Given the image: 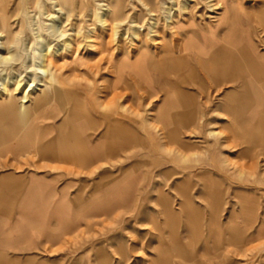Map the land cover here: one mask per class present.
<instances>
[{
  "label": "rangeland",
  "instance_id": "374dc122",
  "mask_svg": "<svg viewBox=\"0 0 264 264\" xmlns=\"http://www.w3.org/2000/svg\"><path fill=\"white\" fill-rule=\"evenodd\" d=\"M41 1L70 34L63 37L70 46L42 32L58 85L42 96L33 85L24 105L32 116L52 106L60 113L37 120L52 129L42 139V156L14 158L5 146L15 134L1 143L0 264H156L164 257L160 264H264V130L256 122V134L243 135L240 120L250 113L224 103L238 91V106L257 105L255 122L264 115L263 93L247 100L241 79L211 83L204 68L209 54L200 60L189 51L175 73L164 71L160 60L164 50L179 56L178 44L189 32L205 45L210 32L221 38L229 14L264 54V0H70L74 11L59 1L70 12L66 21L53 0ZM107 2L114 13L102 26L94 13L106 12L100 4ZM18 6L19 0H0V31L6 17L20 40L11 46L9 35L0 37L20 55L0 66V81L9 88V94L0 90V106L15 110L1 111V136L21 127L15 122L31 75L25 65L39 49L25 27L18 32L26 23ZM40 18L42 26L50 22ZM222 49L217 45L215 54ZM140 51L154 57L145 63L149 81L128 69L119 77L117 62L135 64ZM175 89L191 97L187 106L178 108ZM69 109L77 111L79 136L91 156L86 164L55 144L54 153L47 149ZM105 115L122 133L111 144L104 143Z\"/></svg>",
  "mask_w": 264,
  "mask_h": 264
},
{
  "label": "bare ground",
  "instance_id": "6f19581e",
  "mask_svg": "<svg viewBox=\"0 0 264 264\" xmlns=\"http://www.w3.org/2000/svg\"><path fill=\"white\" fill-rule=\"evenodd\" d=\"M59 1L62 2L64 5H69L71 11L75 10V5L73 6L70 0H53V6L57 7L56 11L64 14V19L66 21L69 19V17H71L70 12L64 9L63 7H60L61 5L59 6ZM19 2L21 7H18H20L21 12L26 17V23L23 27L22 25L20 26V31L18 32L22 33V29L25 27L28 32L32 33L37 39L35 41V44L38 45L39 49L35 50L31 55L30 58L32 62L30 64L25 65V68L30 70L31 75L30 78L26 81L25 86L22 87V105L19 109V113L15 122L17 125H21V127L19 129L17 127L6 129L5 134L1 136L2 143L4 141H7V139H9L12 134H15L14 138L10 139L12 140L11 143L7 144L8 147L5 146V148H9L10 151H12V155L14 158L24 157L26 154L30 153L42 156L41 154H38V151H40L41 149H45V146L42 143V139H44V136L46 134H51L52 129L50 128V126H39L37 120L43 116L53 117L60 113L55 107L52 106L47 112H40L39 114L32 116V114L27 111V108L24 105V102H26L27 98L29 97V93L32 90L31 87L33 85L34 87H37L33 88L34 91L40 90V93L37 94L39 96L47 94L50 87L55 89L54 86L58 85L55 79L54 72L51 71V68H48L51 65L50 60L54 58V54L51 52L49 44L47 42H44V36L42 35V32L49 31L50 36H53L56 39H63V37L70 35L65 33L64 30H60V26H58L54 20L56 16L46 10L45 5L41 0H36L35 4L33 3L34 5H31V0H19ZM100 5L106 7L104 9L106 12H95L94 16L97 17L98 21L103 26L106 22V16L108 14H113L114 9L108 2ZM185 7L186 6L183 5V8ZM31 12L33 14L32 16L30 15ZM34 15H36L37 18V21L35 22H33ZM43 15H46V17L50 20V22L46 24V26H42L43 21L40 17H42ZM260 15L262 17L261 20L264 23V12H262ZM228 17L229 18L227 19H230V22L226 25L227 28L221 38H217L214 32H210L206 40L207 45H205L203 42L198 40L192 32H189L186 34L183 40L180 41V44H178L179 50L181 52L179 56H176L170 50H164L162 56L160 57V60L164 63V65H162V68L164 69V71L169 70L174 71L175 73L177 67L185 63L189 51L195 52L198 58L200 57V60L202 59V57H205L209 54L207 58V66H205L204 68L206 69V73L210 78V82L217 85L219 82H221V80L226 81V83H228L234 79H241V88L246 91L245 94L248 97H246V99L254 100L255 96L258 93H263L264 96V54H259L256 51V46L254 42H252L246 32H244V30L242 32V30L237 28L236 15L229 14ZM114 24L116 26L118 23L115 22ZM35 25H37L36 28L34 27ZM10 26L11 25L8 23L6 17L2 19V29L0 31V37H6L9 35L8 40L10 43L8 44L11 46L17 45L18 41H20L18 39V33L16 34L11 31L12 29H10ZM115 34L116 31H114L113 36ZM62 43L64 49L66 46H70V41L67 40V38L63 39ZM219 44H221L223 49L220 50V53L215 54V49H217V45ZM9 45H6V43L0 41L1 49L3 48L6 50L5 55L0 53V66H9L11 63H14V61L18 60L16 55L18 53H11ZM234 50L237 51L238 55H233L231 53ZM59 52L60 48H57L55 50V53ZM18 56L20 57L19 54ZM137 57H139V62H136L135 64H131L130 60L128 59L126 60L124 58H121L116 65V70L119 72L118 76L121 77V73L123 72V70L128 69L133 75H137L136 77L138 79L148 82L149 79L148 77H146L144 71V68L146 67L145 63L147 61H149V63H152L154 61V57H152V55L148 53H144V51L138 52ZM35 60L38 61L34 62ZM10 80H12L14 89H18L20 86V79L14 76L10 77ZM197 81H200V79H197ZM180 82L186 83V80L183 78ZM0 90H3L5 94H9V88L6 82L0 81ZM173 94L174 102L177 104L178 108L181 106V103L184 102L187 106L188 101L191 98L189 97V95H178L176 89ZM239 97L240 96L238 91L232 92L225 96L224 103L228 109L234 110L236 113H250V117H252L251 120L250 117L247 116L246 118H242L240 120L241 133H243V135L249 138L256 134L254 133V131H257V129L262 128L261 130H264V115H262V117H258L259 128H256V125H254L256 121L253 122V120L254 117H256L254 115H256L255 108L257 107V105L255 104L250 106V104H247L248 106H238ZM1 111L14 112L15 110L12 105H4L0 109V114ZM191 111H193V109L189 108L187 113ZM77 117L78 115L75 109H69L65 112V118L62 120V123L58 128L57 135L52 138L53 141L49 143L47 149H49V153L52 154L55 152L52 146L54 147L56 145L58 147L59 153L64 154L72 161L86 164L90 162L91 156L87 153V151H85L84 140L81 136H79V129L76 124ZM105 118L107 122L105 126L104 143L108 144L109 142H111L112 136L122 135V133L120 129H118L119 131L115 129L113 123L116 121L112 120L108 115H105ZM251 125H254V127H252ZM100 153L102 156V152H99L98 154ZM98 154L96 153L95 155ZM104 154H107V157L111 155V152L108 151V153ZM206 187L208 188L207 185ZM209 189L210 187L208 188L207 192L210 191Z\"/></svg>",
  "mask_w": 264,
  "mask_h": 264
},
{
  "label": "crops",
  "instance_id": "0c3cea01",
  "mask_svg": "<svg viewBox=\"0 0 264 264\" xmlns=\"http://www.w3.org/2000/svg\"><path fill=\"white\" fill-rule=\"evenodd\" d=\"M259 124V121H256ZM0 152H1V135H0ZM161 261H168V258L164 257L163 259L157 260L156 264H160Z\"/></svg>",
  "mask_w": 264,
  "mask_h": 264
}]
</instances>
